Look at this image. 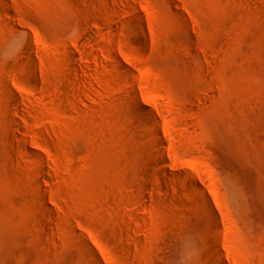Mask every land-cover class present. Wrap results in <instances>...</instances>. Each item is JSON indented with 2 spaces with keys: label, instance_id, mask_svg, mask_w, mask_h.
Wrapping results in <instances>:
<instances>
[{
  "label": "rangeland",
  "instance_id": "obj_1",
  "mask_svg": "<svg viewBox=\"0 0 264 264\" xmlns=\"http://www.w3.org/2000/svg\"><path fill=\"white\" fill-rule=\"evenodd\" d=\"M0 264H264V0H0Z\"/></svg>",
  "mask_w": 264,
  "mask_h": 264
},
{
  "label": "bare ground",
  "instance_id": "obj_2",
  "mask_svg": "<svg viewBox=\"0 0 264 264\" xmlns=\"http://www.w3.org/2000/svg\"><path fill=\"white\" fill-rule=\"evenodd\" d=\"M11 97L13 98V100L15 101V102H18V96L16 95V93L14 92V91H11ZM19 125V124H18ZM194 188H195V190L196 191H200L199 190V188H198V186H194Z\"/></svg>",
  "mask_w": 264,
  "mask_h": 264
}]
</instances>
